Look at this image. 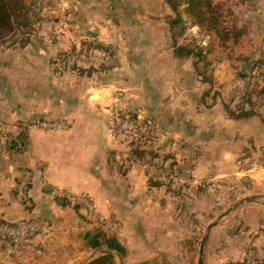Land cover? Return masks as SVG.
<instances>
[{
  "label": "crops",
  "instance_id": "obj_1",
  "mask_svg": "<svg viewBox=\"0 0 264 264\" xmlns=\"http://www.w3.org/2000/svg\"><path fill=\"white\" fill-rule=\"evenodd\" d=\"M78 6L90 39L78 34L68 44L93 48L103 59L77 73L68 63L62 75L47 62L19 103L0 106V130L14 134L13 147L0 137V215L49 223L35 250L18 254L0 242V264H198L196 240L211 220L198 221L197 184L244 176L247 146H264L261 99L248 116L229 113L251 109L242 58H257L262 49L246 54L219 45L189 17L177 19L165 0H81ZM188 22L201 34L212 82L200 75L202 62L178 54ZM57 43L54 53L68 46ZM115 111L152 124L157 144L176 164L178 190L151 186L138 168L115 163L121 145L108 124ZM42 120L65 126L45 129L37 124ZM254 174L262 183L263 172ZM22 179L23 203L16 198ZM231 208L211 228L202 264H264V203L241 200Z\"/></svg>",
  "mask_w": 264,
  "mask_h": 264
},
{
  "label": "rangeland",
  "instance_id": "obj_2",
  "mask_svg": "<svg viewBox=\"0 0 264 264\" xmlns=\"http://www.w3.org/2000/svg\"><path fill=\"white\" fill-rule=\"evenodd\" d=\"M79 1L81 0H38L41 18L40 22L36 24L35 33L30 37V43L25 47H15L14 41L21 40L19 33L15 37H10L5 42L0 43V106L12 108L15 106V103H19V100L23 99L25 93L30 89V79H32V76L35 79L36 75H41L40 70L46 66L47 62L49 70L53 74L62 75L69 70L68 63L71 64L70 70L77 73L80 72V68L83 65L89 68L91 67V65L88 66L90 63L93 64V62L103 59L102 56L95 54L96 52L93 48H89L83 44H75L76 42H72V45L68 44V39L72 41L73 39L74 41L76 39L79 40V37L77 38L78 34L83 36V38L90 39L83 31L84 18L81 15V10L78 8ZM213 2L220 6L225 4V6L233 7L235 9L234 16L240 20L239 23H245V25L249 26L247 32L242 36V40L236 44L239 47L238 51H243V53L247 54L253 49L261 48L262 52H264V27L259 24V20L264 22V0H253L257 6L255 9H251L250 4L244 5L238 2V0H224L223 2L221 0H213ZM180 9L183 14L182 17H187V21H190L191 17L186 11V4H181ZM230 17L232 18V15ZM249 21L250 23H247ZM188 24L189 22L186 23V27ZM96 27L97 24L95 22L90 24V29H95ZM183 34L182 45L199 44L198 40L201 34L198 33V30L187 27L183 30ZM56 43L58 46L62 45V43L68 44V46L66 48L61 46L63 49L59 48L54 53L52 50L56 47ZM48 48L51 50H48ZM40 54L49 56L47 61ZM228 54L230 53L226 55ZM256 55L259 56L258 53ZM229 59L231 60V58ZM241 71L246 72L250 70L245 69L243 66ZM251 86L250 89H254L252 91L255 94H257L256 92L261 87H264V67L254 70ZM260 102L264 104V98ZM111 115H116L118 121L124 125L133 127L128 128L131 133L124 132V134H114L110 130L121 145L115 154V163L125 169L138 168L143 172L151 186L163 187L168 192L178 190L181 185L179 179H177V174H175L177 173L176 164H170L173 162L172 158H163L167 154V147L157 144L159 136H157V132L152 127V124L149 125L151 133L149 134L145 127V124H147L146 120L144 117L139 116V114H136L137 121L135 123L129 122L118 111L113 112ZM46 121L61 122L59 120H42L37 124L45 129L56 130L60 128L45 127L43 123ZM0 137L11 147L14 146V134L12 131L0 130ZM151 151L158 153L160 157L153 156ZM123 153H127L128 156L125 157V163L122 165L116 160V156ZM244 155L245 164L240 161V165H243L245 169L244 176H240L239 178L231 177L230 175L220 176L213 180H203L197 184L201 191L197 199V203L200 206L198 221L207 223L211 220L209 224L216 220L219 222L225 215L232 212L233 209H229L230 206L241 200L247 203H250V201L264 203V180L260 183L254 178V172L258 173L261 170L264 174V146L254 148L249 145ZM258 156L261 158V161L257 160ZM144 164H148V166H144ZM153 182L161 184L154 185ZM250 218L248 216L247 219ZM204 232L205 228L200 231V240H202Z\"/></svg>",
  "mask_w": 264,
  "mask_h": 264
},
{
  "label": "trees",
  "instance_id": "obj_3",
  "mask_svg": "<svg viewBox=\"0 0 264 264\" xmlns=\"http://www.w3.org/2000/svg\"><path fill=\"white\" fill-rule=\"evenodd\" d=\"M169 7L175 13V17L182 21L181 16V4H186V11L191 17L194 24L199 25L201 30L215 37L219 45L223 47H233L242 40V36L247 32L249 28L245 23L240 24L239 19L234 16L235 9L231 6L217 5L213 0H165ZM222 2L224 0H221ZM238 2L247 5L250 4L251 9H255L257 6L253 0H238ZM232 15V18L230 17ZM40 8L38 7V0H0V43L5 42L10 37H15L17 33L21 35V40L14 41V46L25 47L31 41V35L36 31V24L40 22ZM247 23H250L247 22ZM251 25V24H250ZM178 54L193 56L196 62H202L203 66L199 69L200 75L205 81L212 82V75L209 72L210 61L207 59L204 49L201 45H182L179 48ZM244 67L250 71H246L242 76L247 81V95L246 102L251 106L250 110L243 111L240 114L230 110L231 116H248L254 109H252L257 101L264 97V87H261L256 96H261L254 100V89H250L254 70L264 67V52L259 57L251 58L248 55L243 56ZM122 117L128 119L129 122L135 123L137 121V115L135 113L123 112ZM145 124V123H144ZM147 132L150 133L149 125L145 124ZM155 157L160 155L154 151H151ZM163 156V155H162ZM164 159L172 158L170 154L163 156ZM170 164H175L171 162ZM153 184H161L153 182ZM197 244H200V237L196 240ZM190 245H194V242H190Z\"/></svg>",
  "mask_w": 264,
  "mask_h": 264
},
{
  "label": "built area",
  "instance_id": "obj_4",
  "mask_svg": "<svg viewBox=\"0 0 264 264\" xmlns=\"http://www.w3.org/2000/svg\"><path fill=\"white\" fill-rule=\"evenodd\" d=\"M108 124L109 129L114 134H124V132L131 133L130 129L128 128H133L130 125H124L123 123L119 122L116 115H112L110 117ZM43 125L50 128L65 126V124L62 122L48 121L44 122ZM127 156V153H123L122 155L118 154L116 156V160L119 162V164L123 165L126 160L125 157ZM144 166H148V164H144ZM156 167L158 168V166ZM28 176L29 173H27V177ZM25 184V179H22L18 183L16 189V198L21 203H23L24 201L26 186ZM48 224V221L41 217L12 221L0 215V242L6 245L11 251H14L18 254H22L29 250H35L38 248L40 243L38 240V236L45 231Z\"/></svg>",
  "mask_w": 264,
  "mask_h": 264
},
{
  "label": "water",
  "instance_id": "obj_5",
  "mask_svg": "<svg viewBox=\"0 0 264 264\" xmlns=\"http://www.w3.org/2000/svg\"><path fill=\"white\" fill-rule=\"evenodd\" d=\"M222 216H223V215H222ZM217 222H218V220H216V221L210 223V224L207 226V228H206V230H205V232H204V235H203V238H202V240H201V244H200L198 264H202L205 242H206V240H207V237H208V234H209L211 228H212L214 225H216Z\"/></svg>",
  "mask_w": 264,
  "mask_h": 264
}]
</instances>
